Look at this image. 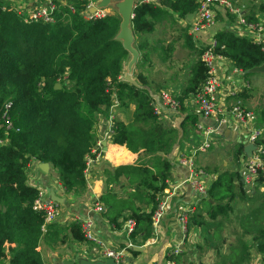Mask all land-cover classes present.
Returning <instances> with one entry per match:
<instances>
[{"label":"trees","instance_id":"obj_1","mask_svg":"<svg viewBox=\"0 0 264 264\" xmlns=\"http://www.w3.org/2000/svg\"><path fill=\"white\" fill-rule=\"evenodd\" d=\"M54 1L60 7L55 24L25 25L0 0V140L5 141L0 144V264H45L39 251L42 241L53 247L68 240L86 241L79 222L68 228L49 225L47 232L42 233L45 214L34 210L40 190L29 185L28 168L34 163L50 165L57 171L66 194L85 193L87 161L93 157L98 142L96 124L99 116L108 118L115 98L121 108L135 109L131 120H113L112 144L126 148L135 161L105 171L108 188L98 201L104 217L117 228L128 220L135 221L130 239L135 241L141 235L139 245L151 238L158 198L169 189L173 166L169 156L177 145L184 149L198 123L196 115L186 114L174 127L154 114L151 76L144 71L150 62L149 45L138 43L139 38L152 34L166 19L178 27V21L196 14L197 0H164L158 6L134 7L131 28L139 52L138 87L122 78L130 53L118 38L120 15L86 20L81 12L87 0ZM259 9L264 11V4ZM249 19L254 20L251 16ZM179 33L198 58L178 97L183 105L206 82L207 68L201 56L207 47L196 45L189 27H180ZM213 40L215 53L243 71L249 84V88L233 96L234 100L251 99L248 76L264 66V49L228 29L215 33ZM173 49L172 45L162 49L164 62L171 58ZM163 87L158 84L155 90ZM258 117L257 127L264 133V110ZM257 144L264 146V134ZM245 155V145L239 146L234 162H240ZM217 173L209 197L203 201L208 217L204 218L198 209L188 220V225L204 229L205 248H212L215 253L221 248L213 245V233L210 235L207 230H212V224L219 225L220 218H230L238 198L247 197L239 170L224 168ZM263 181L261 178L260 183ZM256 220L249 216L243 225H234L252 227L257 225ZM253 240L256 252L264 255V228ZM227 244L228 240L220 242L221 246ZM248 246L243 242L240 259L248 256ZM196 247L202 252L201 245ZM231 264L241 263L233 260Z\"/></svg>","mask_w":264,"mask_h":264},{"label":"crops","instance_id":"obj_2","mask_svg":"<svg viewBox=\"0 0 264 264\" xmlns=\"http://www.w3.org/2000/svg\"><path fill=\"white\" fill-rule=\"evenodd\" d=\"M13 1L16 2V0ZM24 1L28 3V0ZM257 3L260 8V2ZM254 10L257 12L256 14H251V17L254 20L264 19V15H261L262 11L260 9ZM217 11L221 12V10ZM174 16L176 17V15ZM195 20L196 14L190 15L186 17V19L178 21V27L175 26L174 29L175 32H179V27L184 26L189 27L190 33V29ZM234 24L235 23L233 21L230 27H233ZM232 27L228 30H232ZM221 30L223 29H219L218 31ZM211 38L208 40V42L211 40ZM176 40H180L179 36ZM197 41L198 40H196L195 43ZM133 66L135 67L136 71V63ZM124 68L125 71L123 72L122 78L125 80V76L129 75L135 82H137L135 73L133 75L128 71V68H131V66L128 68L124 66ZM220 77H225V74L220 75ZM239 80L240 78H236L237 84L232 88V90H230L231 96H228L227 99V104L229 105L242 102L235 101L233 97L235 95V89H238L240 86L238 83ZM223 88L225 90L220 92L221 95L227 91L226 79H224ZM132 107V111H134L135 107ZM119 110H123V108L119 107ZM183 110L184 111H181L178 116L174 117L173 121L171 119L173 118V115H171L170 118L163 120L167 121L171 125L174 124L175 121L178 122L179 125L186 114H194L198 117V123L204 124L206 127H212L214 129L216 128L217 130V133L214 137L213 148L207 153L198 155L196 157L197 165L206 169L207 171L210 170V173L216 176H218L217 171L224 168L239 170V174L245 173L246 170L244 167L250 157L245 155V157L242 156L240 162H234L235 153L238 147L246 145L247 137L245 129L237 123L219 126L214 119L203 118L202 115L195 109V106L190 100L184 104ZM115 116L116 118L120 119L118 116H121V113L115 111ZM106 120L107 117H103L104 123ZM103 122L100 121L99 125L96 126V133L98 135L97 144H99V147L96 145L97 154L91 158L86 169L88 189L85 193L79 195L74 193L66 194L63 186L58 180L57 171L54 170L50 165L46 164V172L40 167L41 164L34 163L29 166V185L36 187L40 191H43L44 200L46 202H54L61 213L59 220L51 225L56 224L60 227L68 228L71 224L74 222H79L80 220H93L94 233L98 238H100L113 249L125 251L123 264H167L168 259L171 257L170 255L177 248H180L181 253L177 258H174L176 264H203V256L200 257L199 262L197 260L199 258V249L196 246L201 245L205 248L207 241L205 238V243L203 244V240L198 239V237L195 235V230H200L201 228L199 226H190L187 224L184 231V227L179 219V213L189 207H193L195 210L194 212L198 213L197 210L200 209V207H203V205L200 204L201 200L204 201L206 199L200 196H195L189 187L184 188L182 191L178 190L173 192L169 213L162 221L158 236H151V238L143 245H139L141 241V235H139L135 241L130 239V236L125 231V223L121 226V228H117L115 225L108 222L103 213H97L94 211V202L98 201V199L106 193L108 188L105 171L110 170L113 167L133 164L135 161V156L126 148L117 147L112 144V139L107 136L109 125L107 122L105 124ZM199 135L200 130L196 126L195 134L190 136L189 139L191 141L186 144L184 149H180L181 145H177L170 154L169 158L173 164L171 168L172 173L170 185L176 186L179 181L188 178L189 170L186 166H183L178 162V156L180 153L188 151L189 147L193 146L194 143L198 141ZM236 184H238L237 181ZM170 189L172 190L173 188L170 187ZM244 190L250 191L246 188H244ZM212 233L213 232H210V235ZM130 247H144V250L142 252H138V255H134L128 250ZM255 248V245L251 243L248 246L249 253L245 259H240L241 255L237 254L230 257L229 260L225 261L224 264H231L233 260H240L241 264H258V259H260L261 254H258ZM39 251L44 259L45 264H67V262L81 264V262L85 260L90 262H103V258L99 256L100 248H98L94 243L88 242L87 240L83 243H76L68 240L64 245H56L54 247L42 241L39 246ZM221 252L222 248L219 253H215L217 256V260L215 261L216 264H219L225 258H228V255L225 252Z\"/></svg>","mask_w":264,"mask_h":264},{"label":"built area","instance_id":"obj_3","mask_svg":"<svg viewBox=\"0 0 264 264\" xmlns=\"http://www.w3.org/2000/svg\"><path fill=\"white\" fill-rule=\"evenodd\" d=\"M96 1L97 0H87L86 8L81 12V15H83L86 20L102 19L107 16L103 12V8L105 7H101L102 0H100V6L97 5L98 3ZM163 1L164 0H136L135 6L137 4H151L158 6L162 5ZM197 1L199 7L196 12V20L190 29V34L195 41L199 40L203 34L216 26V11L223 10L234 17L235 24L232 27L233 32L239 36L254 40L264 49V19L250 20L249 17L247 18L245 14L242 13L241 9L234 5L232 0ZM10 4L12 5L6 7H8L9 10L13 9L22 18V22L25 25H31L34 23L55 24L57 22L56 15L60 7L54 0H28V3L24 0H16V2L13 1ZM71 11L74 12L75 10L72 9ZM215 46L216 43L212 37L206 46V50L201 56V61L207 68L206 82L201 90L196 95L191 96L188 100L191 101L195 106V109L203 118L214 119L219 126L237 123L245 129L247 137L245 148L252 146L254 147V150L246 167H244L246 172L241 174V182L246 189L264 186V181L260 183L261 178L264 180V146L257 144L264 134L263 130L257 127L256 116L252 111L244 108L239 102L231 105L227 104L228 96H231L230 90H232L237 84L236 78H240L238 81L240 86L238 89H235V94L241 92L244 88H249V84L244 79L243 71L234 68L229 60L215 53ZM222 74H225V77L221 78L220 75ZM224 79L227 81V91L221 95L220 92L225 90L223 88ZM188 100H185L184 104L187 103ZM184 104L182 105L178 98H174L169 90L162 89L154 98L152 109L154 114L159 116L162 120L170 118L171 115H173V118H171L173 121L174 117L178 116L181 112L180 110L184 107ZM119 107L120 104L115 98L106 120L109 125L107 136L111 139L113 134V120L116 118L115 111ZM196 126L200 130L198 141L195 142L193 146L189 147L188 151H184L178 156V162L188 168L189 176L188 178L179 181L176 186L170 185L169 182V189L158 198L157 207L152 216V236L154 237L158 236L162 221L169 213L173 192L178 190L182 191L184 188L189 187L195 196L207 199L209 197V190L213 182L217 179L216 175L208 173L196 163V157L198 155L205 154L213 148L214 137L217 130L216 128L206 127L201 123H197ZM3 143H5V141L0 140V144ZM97 146L99 147V144H97ZM96 148L93 151V156L97 154ZM91 158H88L87 166ZM170 187L173 189L171 190ZM93 205L95 212H104L99 201H95ZM34 210L45 214V222L41 227L42 233H46L48 226L54 224L61 217V213L56 204L44 200L43 191L39 192V196L34 204ZM194 211L193 207H189L179 213V219L184 227V231L189 218L195 213ZM79 224L85 240L94 243L100 248L99 256L103 258V262L113 260L116 264H123L125 251L113 249L98 238L94 233L93 220H80ZM135 228L136 223L134 220H128L125 222V231L129 236ZM180 253V248H177L170 255L171 257L168 259L167 264H176L174 258H177ZM258 263L264 264V255L260 256Z\"/></svg>","mask_w":264,"mask_h":264},{"label":"rangeland","instance_id":"obj_4","mask_svg":"<svg viewBox=\"0 0 264 264\" xmlns=\"http://www.w3.org/2000/svg\"><path fill=\"white\" fill-rule=\"evenodd\" d=\"M6 6H11V2L13 0H4ZM234 5L242 10V13L245 14V16L248 18L251 16V14H256L254 9H259V5L257 2H260V4H264V0H237L234 1ZM98 6H100V0L96 1ZM123 2V0H112L110 4L103 8V12L105 15H120L119 11V4ZM261 15H264V11L261 12ZM122 18V17H121ZM234 18L229 15L228 13L224 12L223 10L221 12L216 11V26L213 29L208 30L202 37L199 38V40L196 42L198 43V47H206L208 40L214 36V34L219 30H227L231 29L230 25L233 23ZM180 28V27H179ZM175 26L171 23L169 19H166L165 21L159 23V25L156 26L155 31L152 34L145 35V37H141L138 39V43L142 42H148V50L150 53V62L146 65L147 68H145V72L151 76L152 81V89H153V97L155 98L160 90H155V86L158 84H163L165 87L163 89L169 90L174 98H178L181 95V90L184 89L188 82L189 78V72L190 69H192L193 65L196 63L197 54L193 52V50L189 49L186 41L183 37H181V34L179 32H175ZM212 35V36H211ZM178 36L180 40L178 39ZM136 40V38H134ZM136 42V41H135ZM135 42L133 41V46H135ZM173 46V53L171 54V58L167 60V62H164L162 60V49L166 46ZM133 56L130 54V57L128 61L125 63V67L128 68L131 66V68H128V71L132 73L135 76L137 74V71H135V67L132 64ZM138 62V61H137ZM136 62V63H137ZM125 71V68H124ZM123 71V72H124ZM257 72L253 73V75H249L248 79L250 82V90L252 94V98L249 100H246L244 102H241L240 104L252 111L254 115L256 116V120L258 122V116L263 112L264 110V73L260 72L259 70H255ZM133 107L128 110H119L116 109L117 112L121 113L120 117L121 120L129 121L132 118V111ZM180 111H184L183 108ZM103 122V117L99 116L98 123L96 126L99 125V123ZM104 123V122H103ZM106 123V122H105ZM104 123V124H105ZM174 126H178V122L174 121ZM211 158V156H210ZM209 170V169H208ZM238 185V184H237ZM244 190L246 196L242 200L240 197L238 198L236 202V206L234 209V214L230 218H220L219 219V225L218 224H212L210 225V228L212 230H207V232H213V245L219 246L222 248V252H225L228 256V258H225L222 262L219 264H224L225 261L229 260L230 257L240 254V251L243 252L242 244L245 242L246 244L253 243L255 245V241L253 240V237L255 234L261 229L264 228L262 223L264 222V186H258L253 187L251 189ZM203 207L199 209V213L204 216V218L208 217L206 213L207 206H204L205 203L201 200L200 202ZM262 206V207H261ZM198 209V207H197ZM198 211V210H197ZM194 215V214H193ZM192 215V216H193ZM252 216L255 217L257 220V225L252 227H246V226H238L234 224H240L243 225V221L248 220V217ZM191 218V217H190ZM209 221V220H208ZM191 226V225H190ZM240 227V228H239ZM204 229H196L195 235L198 237V239H202L203 244L205 243V234L203 232ZM240 239L243 241L240 242ZM228 240L227 245H220V242ZM221 252V253H222ZM219 253V252H218ZM230 254V255H229ZM205 255V256H204ZM198 256L197 259L199 262V259L201 256H203L202 261L203 264H216L217 256L215 255V252L212 250V248L209 250V248L202 249V252L200 253V249L198 250ZM259 260V259H258ZM259 264V263H258Z\"/></svg>","mask_w":264,"mask_h":264},{"label":"water","instance_id":"obj_5","mask_svg":"<svg viewBox=\"0 0 264 264\" xmlns=\"http://www.w3.org/2000/svg\"><path fill=\"white\" fill-rule=\"evenodd\" d=\"M112 0H102L101 7H107ZM136 0H123L119 4V11L122 17V22L120 25V34L118 36L119 40L122 41L123 48L128 51L133 56L132 64H135L139 60V52L133 46L134 36L131 28V22L133 19V9L135 7ZM260 72L264 73V66L257 69ZM125 80L130 82L134 86H139L137 82H135L129 75L125 76ZM254 147L249 146L245 148V154L247 156H251ZM40 167L46 172L47 165L41 164ZM53 200V199H52ZM1 210V207H0ZM132 251L142 252L144 247H131ZM67 264H75V262H67ZM81 264H116L113 260H107L106 262H90V261H82Z\"/></svg>","mask_w":264,"mask_h":264}]
</instances>
